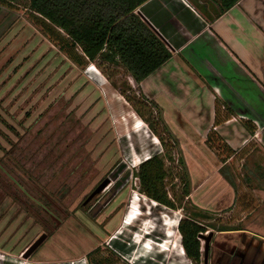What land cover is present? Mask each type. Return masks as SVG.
Here are the masks:
<instances>
[{
  "label": "rangeland",
  "instance_id": "obj_1",
  "mask_svg": "<svg viewBox=\"0 0 264 264\" xmlns=\"http://www.w3.org/2000/svg\"><path fill=\"white\" fill-rule=\"evenodd\" d=\"M192 91L187 95L204 97ZM247 134L242 126L236 154L219 169L208 153L204 163L195 161L122 66L98 59L79 68L23 9L0 6V264H88L97 246L114 250L118 264H192L177 223L194 214L203 234L212 233L207 264H217L221 252L242 256V236L264 238V151L260 137ZM155 154L171 169L164 189L173 207L139 189V165ZM215 185L223 198L203 201Z\"/></svg>",
  "mask_w": 264,
  "mask_h": 264
},
{
  "label": "crops",
  "instance_id": "obj_2",
  "mask_svg": "<svg viewBox=\"0 0 264 264\" xmlns=\"http://www.w3.org/2000/svg\"><path fill=\"white\" fill-rule=\"evenodd\" d=\"M135 13L171 53L164 64L136 82L137 87L159 108L179 145L189 147L190 157L204 163V153L213 155L212 169H219L223 163L206 144L208 132L217 131L235 155L242 126L248 137L252 133L247 128L255 127L253 134L260 137L258 146L264 151V0H239L225 11L220 0H146ZM188 88L193 90L190 94L196 90L204 97L188 96ZM191 131L198 140L189 138ZM217 186L203 201L223 198ZM238 245L242 256L221 252L217 264H264V238L245 235Z\"/></svg>",
  "mask_w": 264,
  "mask_h": 264
},
{
  "label": "trees",
  "instance_id": "obj_3",
  "mask_svg": "<svg viewBox=\"0 0 264 264\" xmlns=\"http://www.w3.org/2000/svg\"><path fill=\"white\" fill-rule=\"evenodd\" d=\"M145 1L0 0V6L11 10L23 9L30 22L79 68L84 69L90 62L98 59L104 60L122 66L134 81L140 82L171 56L157 33L135 13L138 6ZM238 1L220 0L221 11L231 8ZM139 115L143 117L141 112ZM247 123L244 122L246 125ZM247 129L252 134L255 131L254 126ZM153 133L163 141L155 130ZM172 138L176 141L174 135ZM206 144L223 164L234 156V152L217 131L208 132ZM167 159L172 161L170 157ZM177 161L181 169L185 168L182 156ZM169 170L170 167L165 166V158L155 154L141 162L137 177L143 194L159 204L173 207L164 189V180ZM228 181L234 186V182ZM182 185L185 195L188 196L187 179L182 180ZM253 201L251 196L246 202L252 205ZM236 202L237 197L233 204ZM194 215L195 217L180 218L177 230L185 256L192 264H201L199 235L206 229L197 219V214ZM86 259L88 264H118L120 257L108 247L97 246L86 254Z\"/></svg>",
  "mask_w": 264,
  "mask_h": 264
},
{
  "label": "water",
  "instance_id": "obj_4",
  "mask_svg": "<svg viewBox=\"0 0 264 264\" xmlns=\"http://www.w3.org/2000/svg\"><path fill=\"white\" fill-rule=\"evenodd\" d=\"M108 182L105 181L103 184L99 185L96 189H94L89 196L86 198V200L83 202V204H86L95 194H97L99 191H101ZM45 235H41L31 246L28 247V249L24 252V257H28L39 245L40 243L45 239ZM212 237V233H209L208 235H205L203 233H200L199 238H202L205 240L204 245V264H207L206 261V254L208 250V245L210 242V239Z\"/></svg>",
  "mask_w": 264,
  "mask_h": 264
},
{
  "label": "built area",
  "instance_id": "obj_5",
  "mask_svg": "<svg viewBox=\"0 0 264 264\" xmlns=\"http://www.w3.org/2000/svg\"><path fill=\"white\" fill-rule=\"evenodd\" d=\"M73 264V263H72Z\"/></svg>",
  "mask_w": 264,
  "mask_h": 264
}]
</instances>
